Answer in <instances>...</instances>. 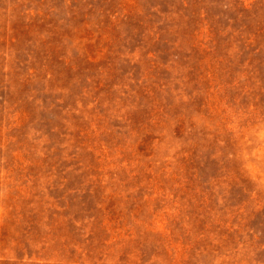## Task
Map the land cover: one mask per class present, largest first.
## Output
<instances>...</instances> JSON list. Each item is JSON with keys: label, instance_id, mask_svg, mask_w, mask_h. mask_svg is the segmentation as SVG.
<instances>
[{"label": "rangeland", "instance_id": "obj_1", "mask_svg": "<svg viewBox=\"0 0 264 264\" xmlns=\"http://www.w3.org/2000/svg\"><path fill=\"white\" fill-rule=\"evenodd\" d=\"M0 264H264V0H0Z\"/></svg>", "mask_w": 264, "mask_h": 264}]
</instances>
